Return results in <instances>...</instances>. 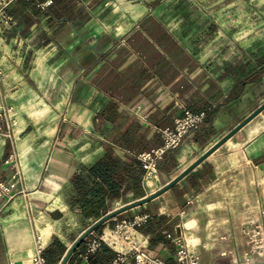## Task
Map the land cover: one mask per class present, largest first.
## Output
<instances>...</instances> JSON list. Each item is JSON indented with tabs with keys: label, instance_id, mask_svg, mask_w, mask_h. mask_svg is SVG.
Here are the masks:
<instances>
[{
	"label": "crops",
	"instance_id": "0c3cea01",
	"mask_svg": "<svg viewBox=\"0 0 264 264\" xmlns=\"http://www.w3.org/2000/svg\"><path fill=\"white\" fill-rule=\"evenodd\" d=\"M114 36L91 51L90 64L80 65L67 92L68 108L58 127L62 137L48 157L51 173L60 179H10L20 167L13 135L0 113V180L13 184L9 192L0 194L1 264H13L19 254L27 257L31 251L32 255L35 227L42 233L47 223L43 254L48 264H59L72 242L98 219L86 218L74 203L71 178L107 149L123 162L127 155L140 161L138 154L160 146V130L172 127L184 110L206 113L198 129L189 130L177 148L165 152L151 177L153 188L145 187L141 164L140 184L133 189L130 183L127 191L110 201L106 213L164 186L252 111L241 115L233 111L246 87L236 69L213 70L203 64L157 13L142 14ZM262 112L172 187L98 226L66 264H135L134 248L167 264H179L177 239L196 264H264V121H257ZM88 137L90 150L81 149L69 168V142ZM129 139L135 142L133 148ZM53 183L59 189L72 188L73 202L63 192H54ZM53 202L57 205L49 209ZM143 216L145 221L128 229L132 238L126 245L118 240V249L107 241L95 252L88 251L90 243L107 237L119 224ZM74 217L89 221L72 233L69 224ZM18 233L25 235L21 245Z\"/></svg>",
	"mask_w": 264,
	"mask_h": 264
},
{
	"label": "rangeland",
	"instance_id": "374dc122",
	"mask_svg": "<svg viewBox=\"0 0 264 264\" xmlns=\"http://www.w3.org/2000/svg\"><path fill=\"white\" fill-rule=\"evenodd\" d=\"M13 1L0 0V113L13 135L20 167L10 179H60L51 173L49 158L62 137L58 127L68 108L65 101L72 80L80 65L90 64L92 50L123 33L146 12L157 13L206 66L236 69L246 87L233 111L247 114L264 101V0H51L48 5V0ZM63 3L66 6L61 7ZM69 8L74 9L67 22L61 15ZM257 121H264V110ZM88 138L69 142V168L81 149L90 150ZM151 177L144 180L147 189L153 188ZM52 190L73 202L72 188L59 189L53 183ZM56 205L53 202L49 209ZM88 221L70 219L72 233ZM45 226L42 233L35 227L41 237L49 233L48 223ZM112 234L115 247H120L118 240L126 245L122 232ZM17 238L20 245L26 242L24 234ZM1 244L0 233V253ZM30 255L31 251L27 257L19 254L13 264H30Z\"/></svg>",
	"mask_w": 264,
	"mask_h": 264
},
{
	"label": "trees",
	"instance_id": "16d2710c",
	"mask_svg": "<svg viewBox=\"0 0 264 264\" xmlns=\"http://www.w3.org/2000/svg\"><path fill=\"white\" fill-rule=\"evenodd\" d=\"M21 1L23 0H15L13 3ZM64 4L61 7L66 6ZM72 15L73 9L69 8L61 16L66 17L68 21ZM128 145L131 148L135 146L133 139H129ZM142 175L143 169L136 156L127 155L123 162L109 148L103 157L72 176L76 193L74 203L79 205L86 218H99L106 213L111 200L128 190L130 183L133 189L137 187Z\"/></svg>",
	"mask_w": 264,
	"mask_h": 264
},
{
	"label": "built area",
	"instance_id": "2783aa9c",
	"mask_svg": "<svg viewBox=\"0 0 264 264\" xmlns=\"http://www.w3.org/2000/svg\"><path fill=\"white\" fill-rule=\"evenodd\" d=\"M51 0L46 2V5L50 4ZM206 113L204 111L192 112L189 110H184L183 114L175 119L174 125L172 127H165L160 130L163 142L160 146L151 149L150 151H144L138 154V158L141 161L143 168L145 169V176L149 178L153 176L157 170L159 161L163 158L166 151L170 149L177 148L185 134L191 129H198L205 118ZM19 172L16 170L15 174L12 176L14 178ZM13 184L10 182H5L0 180V194L3 192H9ZM146 220V216L141 217L140 219H133L131 222L119 224L115 231L122 232L121 236L125 240L132 238V235L129 228H134L136 225H139L141 222ZM115 237L112 233L108 234L107 237L104 235L101 236L96 241H93L88 246L89 252H95L97 248L101 245L102 242H109L115 248ZM177 242V251L176 258L179 264H196L194 257L190 254L186 245L181 243L180 239L176 240ZM44 242L40 233L35 232L34 240V252L30 257V264H48L47 259L43 254ZM135 251V264H167L164 259L160 257H151L144 251L139 248H134ZM120 253V251H118ZM119 259H123L125 253H121Z\"/></svg>",
	"mask_w": 264,
	"mask_h": 264
},
{
	"label": "water",
	"instance_id": "95a60500",
	"mask_svg": "<svg viewBox=\"0 0 264 264\" xmlns=\"http://www.w3.org/2000/svg\"><path fill=\"white\" fill-rule=\"evenodd\" d=\"M264 110V101L260 103L255 109H253L248 115H246L240 122H238L234 127H232L225 135H223L218 141H216L209 149H207L204 153H202L198 158H196L192 163H190L185 169H183L178 175H176L173 179L167 182L164 186L154 191L153 193L127 203L121 207H118L114 210L108 211L104 215L100 216L96 219L92 224H90L80 235L72 242L70 247L66 250L64 255L62 256L59 264H66L69 257L75 251V249L79 246L82 240L90 234L93 230H95L98 226L112 218L113 216L119 214L120 212L132 208L137 205H141L149 200L157 197L161 193H163L168 188L172 187L176 184L181 178H183L190 170H192L197 164H199L206 156H208L211 152H213L216 148H218L222 143H224L228 138H230L233 134L239 131L243 126H245L250 120H252L256 115Z\"/></svg>",
	"mask_w": 264,
	"mask_h": 264
}]
</instances>
